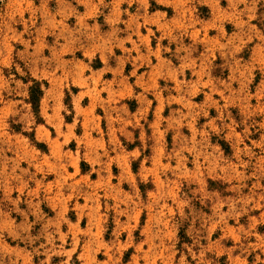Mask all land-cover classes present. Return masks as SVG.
I'll return each instance as SVG.
<instances>
[{"label":"rangeland","instance_id":"374dc122","mask_svg":"<svg viewBox=\"0 0 264 264\" xmlns=\"http://www.w3.org/2000/svg\"><path fill=\"white\" fill-rule=\"evenodd\" d=\"M0 264H264V0H0Z\"/></svg>","mask_w":264,"mask_h":264},{"label":"trees","instance_id":"16d2710c","mask_svg":"<svg viewBox=\"0 0 264 264\" xmlns=\"http://www.w3.org/2000/svg\"><path fill=\"white\" fill-rule=\"evenodd\" d=\"M32 84L28 87V103L34 113L38 112L39 98L42 95L41 83L31 79Z\"/></svg>","mask_w":264,"mask_h":264}]
</instances>
